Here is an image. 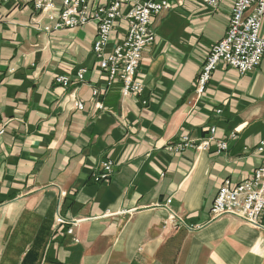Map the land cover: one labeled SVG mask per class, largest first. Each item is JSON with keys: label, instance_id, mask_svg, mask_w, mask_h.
Here are the masks:
<instances>
[{"label": "crops", "instance_id": "obj_1", "mask_svg": "<svg viewBox=\"0 0 264 264\" xmlns=\"http://www.w3.org/2000/svg\"><path fill=\"white\" fill-rule=\"evenodd\" d=\"M231 9L232 0L215 8L179 0L154 16L156 38L137 68L143 91L124 97L119 81L106 87L92 51L93 23L55 29L31 4H0V264L14 248L10 264L132 259L138 244L157 243L159 230L170 226L168 198L202 236H232L226 233L236 225L239 234L233 231L232 238L264 264V211L256 227L230 217L209 219L221 183H238L259 165L255 147L264 137V54L243 75L219 63L196 91L201 65L223 37ZM125 32L126 21L119 19L105 52ZM260 34L264 38V17ZM81 68V82L54 80L72 78ZM93 87L102 109L94 106ZM211 127L214 142L207 149H164L183 134L206 138ZM216 141L226 148L219 150ZM106 158L114 172L94 182L91 172ZM57 211L75 227L78 242L74 235L53 237Z\"/></svg>", "mask_w": 264, "mask_h": 264}, {"label": "built area", "instance_id": "obj_2", "mask_svg": "<svg viewBox=\"0 0 264 264\" xmlns=\"http://www.w3.org/2000/svg\"><path fill=\"white\" fill-rule=\"evenodd\" d=\"M199 1L215 8L221 0ZM177 2L179 0H106L105 3L93 5L89 0H0V4H31L39 13L54 21L55 29L93 23L95 35L92 51L98 67L106 73V87L119 81L124 97L142 93L144 84L137 77V68L144 48L156 38L152 19ZM263 17L264 0H232L227 28L223 37L212 44L201 65L196 79V91L203 90L219 63L235 69L240 75L259 64L264 54V38L260 34ZM119 19L126 21V32L109 52H105L110 33ZM85 71L81 68L72 78L57 75L54 80L68 86L83 81ZM99 94V89L93 87L94 106L102 109V104L97 100ZM75 106L82 108V102L76 101ZM3 132L4 126L0 125V135ZM210 132L208 137L199 140L183 134L177 140L169 141L164 149L171 154L181 153L188 148L207 149L214 142L213 127ZM216 146L224 150L226 142L216 141ZM255 151L260 154L261 160L249 177L235 184L225 179L219 186L209 210L211 219L229 215L260 226L264 209V137L259 139ZM100 166L101 171L92 173L95 181L107 177L111 162L104 160ZM183 227L189 231L200 228L191 223L183 224Z\"/></svg>", "mask_w": 264, "mask_h": 264}, {"label": "rangeland", "instance_id": "obj_3", "mask_svg": "<svg viewBox=\"0 0 264 264\" xmlns=\"http://www.w3.org/2000/svg\"><path fill=\"white\" fill-rule=\"evenodd\" d=\"M104 160H109L111 162V170L105 179L95 181L92 173L94 171H101L100 163ZM101 162L91 172V179L94 182H106L111 178L114 172V163L111 159L106 158L101 160ZM171 201L172 199L168 198L164 204V208L169 214L170 221L168 223L170 226L166 227V223H164L165 228H161L158 232L159 238L157 243H140L137 245L132 259L109 260L108 263L113 264V261H115V264H260L257 260L251 258L248 246L236 238H232L233 231L235 232V236L239 234V228H237L236 225L232 227L233 230L226 233H232V236L224 235L213 238L210 236H202L197 230V232L195 230L189 231L183 227V224L187 222L182 216L171 209ZM210 216L209 213L210 220L230 217L237 221V223H246L249 227H254L251 223L233 216L223 215L213 219H211ZM68 222L69 221L57 211L56 226L52 235L53 237L74 235V242H78V238L75 235V227ZM18 250L19 248L10 249L9 256H12V258L6 260L5 264L16 262V259H13V257H16L15 252Z\"/></svg>", "mask_w": 264, "mask_h": 264}]
</instances>
